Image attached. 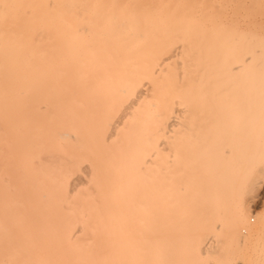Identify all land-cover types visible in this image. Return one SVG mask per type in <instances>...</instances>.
<instances>
[{"label": "bare ground", "instance_id": "obj_1", "mask_svg": "<svg viewBox=\"0 0 264 264\" xmlns=\"http://www.w3.org/2000/svg\"><path fill=\"white\" fill-rule=\"evenodd\" d=\"M257 125L264 0H0V264H198L224 226L247 243Z\"/></svg>", "mask_w": 264, "mask_h": 264}, {"label": "rangeland", "instance_id": "obj_2", "mask_svg": "<svg viewBox=\"0 0 264 264\" xmlns=\"http://www.w3.org/2000/svg\"><path fill=\"white\" fill-rule=\"evenodd\" d=\"M255 129L259 135L251 139V145L252 149L254 151H257L256 153H259L261 149H264V125H257L255 126ZM139 158H142L143 160V155ZM142 160L141 162H143ZM137 161L139 160L136 159V161L134 160V163H132L133 169L134 164H136ZM139 162H137V165L139 164ZM137 165L135 166L136 172H138L137 169H142V164L139 166L140 168ZM158 165L159 162L156 161L154 166L156 171ZM142 167L144 168V166ZM145 169L144 171L146 173L147 169ZM145 173H143V177L146 176ZM138 176H140V173ZM142 186L144 187V184ZM247 197L248 202L250 201L251 205L253 206L252 208L255 209V212H252V214L250 215L249 222L254 226L255 232L257 231L256 229H258V231L253 236H251V239H249L247 243L242 244L230 234L227 226H224L222 230H215V233L213 235L215 247H213L214 249H212L214 251L204 252L205 254H199L198 256L200 258H198V264H264V230L261 231L263 229L262 226L264 227V225H262L264 224V221L256 214L259 211L261 213L264 212V183L254 192L247 194ZM225 208L227 211L225 218L227 220V217L229 216L230 218L231 216V213L229 214V212H231L230 210H232V204L230 202L226 203ZM228 220L226 222H228Z\"/></svg>", "mask_w": 264, "mask_h": 264}]
</instances>
